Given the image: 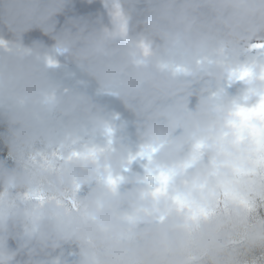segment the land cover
<instances>
[{
	"label": "clouds",
	"instance_id": "obj_1",
	"mask_svg": "<svg viewBox=\"0 0 264 264\" xmlns=\"http://www.w3.org/2000/svg\"><path fill=\"white\" fill-rule=\"evenodd\" d=\"M0 264H264V0H0Z\"/></svg>",
	"mask_w": 264,
	"mask_h": 264
}]
</instances>
